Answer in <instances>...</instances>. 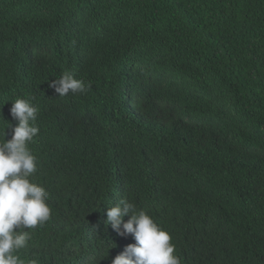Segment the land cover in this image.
Returning <instances> with one entry per match:
<instances>
[{"label": "trees", "instance_id": "1", "mask_svg": "<svg viewBox=\"0 0 264 264\" xmlns=\"http://www.w3.org/2000/svg\"><path fill=\"white\" fill-rule=\"evenodd\" d=\"M65 72L90 89L57 96ZM16 99L51 209L22 259L111 264L124 199L180 264H264V0H0L6 140Z\"/></svg>", "mask_w": 264, "mask_h": 264}, {"label": "clouds", "instance_id": "2", "mask_svg": "<svg viewBox=\"0 0 264 264\" xmlns=\"http://www.w3.org/2000/svg\"><path fill=\"white\" fill-rule=\"evenodd\" d=\"M7 75L12 78L13 71ZM47 83L60 97L70 92L83 94L91 87L90 82L86 84L69 72ZM9 112L17 123L9 139L4 138V131L0 134V264H38L18 254L31 239L29 230L43 225L51 216L47 191L29 179L37 171L29 143L39 132L35 125L38 108L29 100L16 99L11 101ZM8 126L9 122L3 130ZM125 215L129 216L127 221ZM105 223L118 235L131 234L135 241L126 245L111 264H180L173 255L175 246L170 243V234L132 202L121 199L108 207Z\"/></svg>", "mask_w": 264, "mask_h": 264}]
</instances>
